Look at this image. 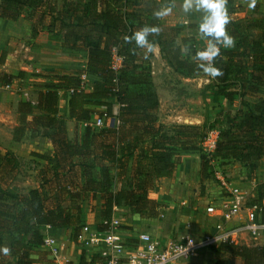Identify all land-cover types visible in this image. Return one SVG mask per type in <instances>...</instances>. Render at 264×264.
Segmentation results:
<instances>
[{
	"label": "trees",
	"instance_id": "obj_1",
	"mask_svg": "<svg viewBox=\"0 0 264 264\" xmlns=\"http://www.w3.org/2000/svg\"><path fill=\"white\" fill-rule=\"evenodd\" d=\"M170 3L172 0H0V18L15 21L23 16L31 25V37L46 33L63 48L86 53L85 69L43 74L49 82L37 91L36 103H17L22 120L33 115L29 124L53 147L43 156L45 178L39 186L25 193L9 191L19 160L11 151L0 152V244L15 258V264L35 263L32 249L42 246L44 237L39 227L79 231L86 200L99 198L100 221L107 224L97 228L111 222L117 207L139 216H154L162 207L155 197V183L173 176L181 152L198 154L200 183L215 176L216 164L236 162L254 172L257 162L264 159V96L251 105L242 101L264 88V15L255 10L254 16L240 18L232 14L231 0H226L230 18L226 30L235 43L221 49L214 64L222 75L211 78L210 86L212 100L225 99L227 108L210 124L167 125L158 120L151 53L145 58L144 49L125 43L124 37L144 25L158 26L159 33L148 39L159 46L167 65L184 77L200 72L192 55L202 47H194L189 37L178 38V28L161 25L153 15ZM115 56L121 59L116 69L112 67ZM82 75L94 79L86 86ZM3 78L5 84L12 81L11 75ZM58 90L69 95L71 120L88 123L98 114L103 126L92 131L88 125L81 142L70 140L66 119L58 114ZM235 101L240 106H234ZM114 103L118 105L115 112ZM109 118L112 121L107 124ZM214 129L218 130L214 146L207 150L203 143ZM22 130L20 125L19 133ZM263 201L261 181L250 202L261 205ZM219 247L230 256L213 264H234L235 256L245 264H264V246L224 242ZM0 264H4L1 258ZM80 264L93 261L83 257Z\"/></svg>",
	"mask_w": 264,
	"mask_h": 264
},
{
	"label": "rangeland",
	"instance_id": "obj_2",
	"mask_svg": "<svg viewBox=\"0 0 264 264\" xmlns=\"http://www.w3.org/2000/svg\"><path fill=\"white\" fill-rule=\"evenodd\" d=\"M233 1L231 0V8H233L234 6ZM174 5L175 6L173 7V10L170 14L162 18H159V22L161 23V25L172 26L173 25L172 23L174 21L180 20L181 21L180 23L185 28H189L191 26L197 27L199 13L196 14V12H191V14L189 13L190 15L184 14L181 11V7H180L181 0L175 1ZM166 6L168 5H163L161 8ZM254 11L255 8L254 10H252L253 13L248 16H243L242 14H238L237 12L234 11L232 14H235L240 18H244V17L254 16ZM228 12L229 11H227V13ZM184 20L187 23H183ZM0 23L3 24L1 28L5 30H10L12 28L20 27L21 24L24 23V21L22 19H19V21L16 22L0 21ZM6 25L8 26V28H6ZM196 36L197 39L200 41L201 39L197 34V32H196ZM56 46L57 43L54 42L51 43L49 47H46L45 52L54 54L55 59L58 61L60 59L62 60L68 59V56L64 55V52L62 53L61 49H58ZM4 50L5 48H3L2 53L4 57H6L7 51ZM150 57H152V52ZM76 59L78 63L82 62V56H76ZM149 59L151 60L152 58ZM55 63L58 64L57 62ZM165 63H166L165 61L163 60L161 61L160 59L158 61L153 60V66H154L153 76L150 73L153 81V91L159 106V114L161 120L166 122L164 124L170 125L172 124L170 122H181L183 124L200 125L204 121H206L207 124H210L212 120L215 119L217 113L220 110H224L227 108V103L225 99L220 98L218 102H214L212 100L211 98L212 89L210 86L211 78L208 77L206 74L202 72H198V73H193L190 76L184 77L175 73V71H173V69L170 66H168L167 63L166 64ZM149 65H150V61H149ZM19 71L20 70H18L17 72ZM1 73H3V71H0V74ZM23 77L25 79L27 76L24 75ZM85 78L84 80H86ZM23 87H24L23 85L22 86L20 85L19 86L20 90H18L17 87L14 86L11 89H13V91L16 94H19L20 97L24 99V96L22 95L21 92ZM263 93L264 91H259L255 96L244 97L242 101L247 105H251L257 99V97L262 96ZM233 104L234 106L239 105L238 101H235ZM92 107L99 108V110L102 109V107L100 106H92ZM113 110L117 111V108L114 105H113ZM97 116L99 115L98 114L93 115L90 121L88 122V124L92 122ZM111 121H112L111 118H109L106 120V123L109 124L111 123ZM90 128L92 131H96L100 129L94 126H91ZM217 131H218L217 129L211 130L208 133V137L206 140H208V138L210 139V136H213L216 139ZM205 145L211 146L210 140ZM205 145L203 143L204 147ZM39 163H37V160L35 159L20 160L19 166L17 168L18 174H16L15 179L24 180L25 178H27L30 180L29 182L32 181L33 183H36L35 180L37 179L36 177H38L41 181H43L45 176H43V173L41 171L42 169L40 168ZM227 166L228 167L224 168L216 164L215 170L219 172L220 175L225 178V180H228L229 183L237 179H240L241 180L240 182L243 181L242 183H246V184H240V183L236 184V187L239 189L238 194L240 195L242 201L244 202L252 201L255 185L261 181H264V159L259 160L257 162L256 170L254 172H250L246 167L243 168L239 163L236 162L229 164ZM31 170L33 172H31ZM39 171L41 172L37 174ZM225 174H227V176ZM252 183H254V186L252 185ZM14 184H16V182ZM155 185H156L155 187L161 185L160 181L157 180ZM221 185H222L221 179H219L215 174L213 178L205 180L204 182L201 183L198 182L197 189L196 190L194 189L196 192L195 193L196 195L194 196H191L189 194H188L189 196L183 195L181 193H178L174 198H168L166 196V199H168L166 202L168 201L171 202L167 203L168 205L166 203L163 204L159 202L162 207L159 208L158 212L152 217L131 214L128 212V210L125 207H117L114 209L113 217L111 219V224L114 227V231H116V233H118L119 235H122L121 237L123 238V240L128 239L126 238V234H132V236H135L140 232H149L152 233L154 237H157L160 240H165L168 237L175 236L177 233L180 234L186 231L184 230V228L186 229L187 224L194 226V228L197 227L196 229H198L197 230L198 233L200 232L204 233L209 229L210 226L207 216L203 213L204 206L209 203L218 204L221 201L222 196H225V191ZM233 186L235 185H232V187ZM14 192H18V191L14 190ZM193 198H196L195 203L193 202ZM182 201H185L186 205H182L181 203ZM192 205L196 209V210L194 209L195 211L194 213L192 210L188 209V207H192ZM168 206L169 209L167 210L166 208ZM99 208H100V201H98L97 199L84 201L82 203V208H81L82 225L98 226L100 220ZM77 231L78 230L75 231V228L61 229L60 236L64 234L69 236V238H73V234L75 235ZM260 237H258L256 240L248 239L246 243L249 245L260 244V243L262 244L263 241H260L259 239ZM75 245H77V247L75 246L74 248L78 249L79 246L76 242ZM219 248L220 247L217 245L197 251L182 264H213L218 259L227 258L228 257L227 254H224ZM32 250L34 256L38 255L37 256L38 260H40L39 258L40 254H42V259H43L42 261L44 260L48 261V263L45 261V264H53L52 258L50 256H47V254L42 252V250L40 249L37 250L32 249ZM83 257L86 258L85 255H83L82 258ZM0 258L3 260L4 264H15V258L11 257L8 252L4 251V247L1 244H0ZM68 258H72V260L69 261L65 259L66 264H72L74 262L73 260H75L77 264V261L79 260V256L74 257L73 254H70ZM34 264H42V262L41 263L35 262Z\"/></svg>",
	"mask_w": 264,
	"mask_h": 264
},
{
	"label": "crops",
	"instance_id": "obj_3",
	"mask_svg": "<svg viewBox=\"0 0 264 264\" xmlns=\"http://www.w3.org/2000/svg\"><path fill=\"white\" fill-rule=\"evenodd\" d=\"M178 0H172V3H175ZM233 1V0H232ZM233 11L237 12L238 14H242L243 16H248L252 14V10H255L264 15V0H234ZM232 2V4H233ZM254 4L253 7L250 5ZM228 11V10H227ZM191 14V13H190ZM187 14V15H190ZM197 14V13H196ZM194 15V14H193ZM185 18V17H183ZM24 21L18 28H12L10 30H5L1 28L3 24L0 23V71L3 73L0 74V152L4 151H11L17 157L18 160L22 159H35L37 163L40 164V168L43 169V166L46 164V160L43 156L48 155L52 152L53 147L49 139L39 134L32 124H29L33 115L28 114L25 117V120H22V117L19 116L17 112V103L19 100H30L31 103H36V95L37 91L44 89L45 85L49 82V79L45 78L43 74L50 73L54 70H66V69H85L86 63V53L83 50H73V49H66L61 46V43L58 41H52L48 39L46 33H39L34 37H31V25L30 23L22 17ZM19 19L12 21L9 19L0 18V21H11L16 22ZM181 21H174L171 27H175L179 29V37H189V43H192L194 47H203L206 41L198 40L196 36L197 27L191 26L189 28H185L181 23ZM183 23H187L185 20ZM196 27V28H195ZM6 28L8 26L6 25ZM57 43V48L61 49L64 55L68 56V59H60L59 61L55 59L54 54L45 52L46 47H49L51 43ZM6 45V46H5ZM7 51L6 57H4L2 51ZM24 51V52H23ZM8 56V58H7ZM76 56H82V62L78 63ZM6 58V59H5ZM152 58L150 61V73L153 76L154 66L153 60L158 61L159 59L162 61V57L160 54V48L157 44L152 45ZM56 60V61H55ZM164 61V60H163ZM57 62L58 64H56ZM121 59L119 57H114L113 64L118 68L120 66ZM166 64V63H165ZM164 64V65H165ZM20 70L19 72H17ZM17 72V74H16ZM28 73V74H27ZM150 74V75H151ZM4 75H11L12 76V83L17 82V85H23V91H26L29 94V98L26 97L21 98L19 94H16L12 87H6L9 83H4ZM24 75L27 77L24 79ZM152 78V77H151ZM86 86H88L91 81L94 79L91 75H86ZM10 82V83H11ZM153 83V81H152ZM26 89V90H24ZM29 90V91H28ZM260 91H264V88H260ZM59 94V102H58V114L63 116L66 119V132L67 137L72 141L81 142L85 132L86 127L89 125L87 122H76L69 118V105H68V93L64 92L63 90H58ZM264 96V93L262 94ZM114 106L118 108V105L115 103ZM36 111V110H35ZM114 111V110H113ZM115 112V111H114ZM158 120L162 123H166L161 120L159 114V106H158ZM25 122V123H24ZM172 124H183L181 122H170ZM23 125V130L19 133L18 128L19 126ZM84 126V127H83ZM89 127H91L89 125ZM210 140L211 146L205 145ZM215 142V137L210 136V139L204 142L205 148L207 150L213 149V144ZM224 168L228 167L222 166ZM199 168V156L196 152H181L179 155V159L177 162L176 169L174 174L170 178H159L161 185L155 187V197L157 202L160 203H170L171 201L166 202V196L168 198H174L178 193L183 195H196L195 190L198 187V172ZM44 176L43 170H41ZM39 171L37 174H39ZM31 172H33L31 170ZM18 174V173H17ZM217 176H221L219 172H216ZM227 176V174H225ZM35 180L36 183L25 178L24 180L14 179L12 184L9 186L8 190L13 193H25L29 188L38 187L39 184L42 182L38 177ZM240 179L235 181H231V185L246 184L240 182ZM16 182V184H14ZM18 182V184H17ZM31 184V185H30ZM16 185V186H15ZM254 186V183H252ZM195 189V190H194ZM18 191V192H14ZM188 195V196H189ZM200 196V195H199ZM224 196H222V199ZM99 201V198H97ZM196 198H193V202L195 203ZM220 201V200H219ZM193 203V204H194ZM168 205V204H167ZM169 209V206L166 208ZM188 209L192 210L193 213L195 212V207H188ZM196 210V209H195ZM209 223L211 224L213 220L208 219ZM101 221L99 220V224ZM97 228L98 226H93ZM190 229L196 235L201 234L197 232L198 229L194 228V226L187 224L186 229ZM184 228V230H186ZM61 229H54L50 226H41L39 227V231L43 234V236L51 235L57 238L59 241L61 240L64 244L60 250L58 260H54L53 257L47 252V250L40 246L37 249L42 250V252L46 253L47 256L52 258L53 264H66V260L71 261L72 258H68L70 254H73L74 257L79 256V260L77 264H80L81 258L83 255L86 256L85 261H93V264H99L101 261V253L103 252V248L99 247H92L83 249L80 247L78 242L76 241L75 235L73 234V238H69L67 235L60 236ZM129 233V232H127ZM149 233V232H148ZM154 236L152 233H150ZM118 237L119 235L116 233ZM136 236V235H135ZM132 234H126L127 240L134 238ZM124 237V236H123ZM120 239L123 240L121 237ZM260 241H263L261 244H254L264 246V235L260 238ZM126 241V240H125ZM75 242L78 244V249L74 247ZM242 244V245H246ZM249 245V244H247ZM224 253V252H223ZM226 254V253H224ZM81 255V256H80ZM38 256V255H37ZM33 255L36 263L45 264V261L48 263L47 260L42 261V254H40V260L38 257ZM229 257L230 255L227 254ZM227 257V258H228ZM223 259V258H222ZM72 264H76L75 260ZM234 264H245L244 260L241 257L235 256L234 257Z\"/></svg>",
	"mask_w": 264,
	"mask_h": 264
},
{
	"label": "built area",
	"instance_id": "obj_4",
	"mask_svg": "<svg viewBox=\"0 0 264 264\" xmlns=\"http://www.w3.org/2000/svg\"><path fill=\"white\" fill-rule=\"evenodd\" d=\"M112 67L116 69L113 61ZM84 78L85 75H82V79ZM14 86L20 90L17 82L6 85L12 88ZM21 92L24 97L29 98L28 92ZM103 124V119L98 116L89 123L97 128ZM217 177L221 179L225 196L218 204L209 203L204 206L203 213L213 220L204 233L195 235L188 228L183 233L160 240L148 232H140L125 241L116 235L110 222L103 228L82 225L75 236L76 241L86 250L101 246L103 252L99 264H182L195 252L205 248L219 246L224 242L242 245L248 239L256 240L264 234V201L261 205L242 201L236 186L232 187L223 176ZM181 203L186 205L185 201ZM101 223L107 224L106 221ZM63 244L51 235L44 236L42 241V246L56 261Z\"/></svg>",
	"mask_w": 264,
	"mask_h": 264
},
{
	"label": "clouds",
	"instance_id": "obj_5",
	"mask_svg": "<svg viewBox=\"0 0 264 264\" xmlns=\"http://www.w3.org/2000/svg\"><path fill=\"white\" fill-rule=\"evenodd\" d=\"M174 3L154 10L156 18H162L170 14ZM254 4L250 5L253 7ZM181 11L184 14L191 12L199 13L197 23V34L205 45L195 50L192 61L195 69L215 79L222 75L220 68L214 62L221 55V49H228L234 46V38L227 32L226 25L230 22L226 9V0H181ZM158 26L144 25L133 32L130 36H125V43H134L136 48L144 49L145 58L152 52V43L148 39L150 35L158 34ZM187 51V49H185Z\"/></svg>",
	"mask_w": 264,
	"mask_h": 264
}]
</instances>
